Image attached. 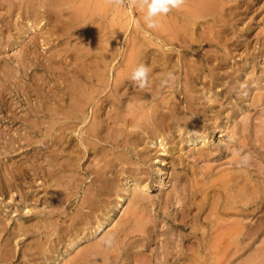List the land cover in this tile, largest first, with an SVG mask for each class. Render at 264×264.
<instances>
[{
  "label": "bare ground",
  "instance_id": "1",
  "mask_svg": "<svg viewBox=\"0 0 264 264\" xmlns=\"http://www.w3.org/2000/svg\"><path fill=\"white\" fill-rule=\"evenodd\" d=\"M14 1L15 0H1V2L8 3V10H14ZM121 1L123 0H24L22 6H19V11L21 12L20 16H22V18H25L24 20L26 29H31L36 25L38 26V23L43 21L41 24L42 29L47 33L49 32L53 34V32H60V36L64 35L69 39L75 37V39H71L74 40L71 45H69V40L66 39L64 41V48L61 47L59 48V50L55 51V53L59 55H62L61 53L63 51L65 54L69 53L70 56L74 58L72 60H75L74 63L72 61L71 62L73 63V65L76 63V66H74L78 68V70L76 69V71L73 70L75 72H72L71 74L66 73L67 75L69 74L67 77L68 79H66L67 82H64L67 88V107L62 108V105L59 111H55L56 114H61L63 121L65 120V118H71L75 119V121L77 120V122L79 120L82 123L88 117L86 109L89 104L92 103V106L90 107L91 117L89 116L91 120L80 130L81 132L86 134V137H81L82 141L84 142H81L83 143V149L80 148L77 152L76 149L71 148L66 154V157H64L63 154L61 155L62 152L60 150L59 154L53 152L49 155L47 153L48 151H46L47 155L43 157L45 158L48 167L46 177L50 179V182L46 185V188L43 191L42 204L44 205L45 209L42 207L41 208L43 211L46 210L48 217L44 216L40 219L41 221L37 222L28 221L29 223L27 224H18L15 235L27 234L30 231V227H35L32 232H35L38 235L42 232L44 233L42 235H39V237H35L34 239L36 241L33 244H26L23 247V254L28 253L29 260L35 261L37 257L44 255V252L53 250V243L56 242L61 243L62 245L64 244V247L61 253L57 252L59 250H56V259L54 261V264H118V259H120L121 257V264H264V167H262L264 164L262 165L260 164L261 161L260 163L258 161L257 166L251 168V163L248 161L242 166H238L237 163L239 159L237 153H239L240 148L244 149L246 148V146H248L247 150H249V147L252 145L254 146L253 149L257 147L256 151L258 152V154H260V158H264V119L260 120V122L254 126L255 129H253L255 131L254 135H256L254 140L260 143L259 146H256L254 143L249 145V143L245 140L247 139L245 134L249 125L247 117L241 121V126L239 128L235 127L234 125L229 127L230 135L233 138L238 137V139L234 141L236 143H231L234 146L233 149L228 148V150H231V156L228 155L226 157L229 158V160H227V162L225 163L220 162V160L219 162H215V160L210 159L213 151L210 149V144L208 142L209 140L208 138H206L207 134L206 132H204L203 128H198L199 130H191L192 125H188V130L186 131L187 137L185 141L188 142V145H194L193 147L189 146V150L195 152L194 158L196 160L203 161L204 163L202 164L200 162V165H196L193 162H184L181 157L183 154H179L182 145L180 144L181 146H178L173 142V144L171 143L170 148L163 149L170 154L169 163H171L172 171H169L170 168L168 169L170 173L168 178L166 179V177H164V170L162 171V168L157 167L158 175L156 182L159 191L157 192L156 198L154 199L151 193H148L147 191L148 181L151 177V171L149 170V162L151 158L150 149L153 148L154 150V147H157L161 144L162 146H164L163 136L166 132H168L165 130L179 128L182 126L185 127L191 120H193V116L191 113L193 111H197L193 110V100L198 91H200L199 93L201 96H203L207 100H210V98L207 96L209 90L204 88V86L202 85L204 79L201 80L200 77V73L203 68L202 61L196 56V54L200 51V48L202 46L205 47V44L212 43L214 38H219L221 36V31L226 30L224 26L230 23L229 21L231 14V12L225 11V9L228 7H226V3L229 0H183L181 6L178 8L169 7L167 12H157L152 17V19L155 21L154 26L152 27H149L146 23V13L148 11V6L152 3V0H143L142 6L141 0H137L139 1L138 3H135V1L133 0L135 4L140 5H136V7H141V9H144L142 10L144 11L143 16H141L142 14L139 13L141 14L140 19L142 20L143 24H138L139 28H133L134 31L131 32L132 35H130L131 39H128L129 37L126 35L128 38L125 37V39H127V41L125 42H127V44L129 42V46L125 52V49L122 51L124 52L123 54L120 52L121 55H119L121 57H119L117 45L121 41L120 39L124 37V33L128 25L130 24V20H134L135 23H137L139 20L137 17L134 18L133 13L131 15L132 10L130 11L128 10V7L123 6L121 4ZM147 2L150 3L148 4ZM261 6L262 4L260 5V7ZM236 7L237 6L235 4V8ZM1 9L2 8H0V10ZM123 15H125V17ZM122 16L125 19H122ZM239 17L240 16H238V18ZM52 18L56 21V23H51V25L50 21H54ZM4 20H2V22ZM88 24L89 26H92L88 29V31L86 30L87 28L85 29L86 31H84L85 26H87ZM235 28L236 27H234V29ZM5 34L7 33L5 32ZM222 35L223 37L225 36L224 33ZM39 36H41V34ZM45 36L47 37V35ZM45 36H41V38ZM231 36L232 35L230 33V37ZM58 37L56 36V39ZM12 38H14V36ZM60 38L63 37L61 36ZM152 38H154V40ZM122 40L124 39L122 38ZM31 44L33 46V42ZM21 45L23 46V43ZM164 45L170 46L167 47V49ZM237 45H239V43ZM163 46L165 48H163ZM171 46L174 47L176 53L169 52L172 49ZM26 50L28 51V49ZM3 51L6 52V49ZM21 51L23 50H20V54H22ZM12 53L11 57H13ZM52 54L48 56L47 53L46 56L48 58H51ZM21 57L22 56H20L19 59ZM117 57L119 58L117 59ZM15 58L17 59V57H14V59ZM61 59L64 60V58ZM24 60H26V58H24ZM51 60L52 59L49 60L50 63L48 66L53 67L52 64L54 63H52ZM17 62H19V60ZM17 62L16 64H18ZM139 64H143L148 68L147 83L144 87L138 86V89L135 90L134 87L137 88L138 83L136 81H133L130 77L133 69ZM116 65L119 67L118 70L117 68H115ZM30 66H32V64H30ZM110 66L117 70L115 71L112 82H109L110 74L108 75V70L111 69L109 68ZM179 66H183L184 68V80L182 81L183 86L181 91V99L178 97L170 102L169 95L168 97L165 96L166 98L161 95V98H159L160 100L158 101L157 97L162 90H167L169 88L172 89V84L174 83L177 75L173 77L174 79L172 78L167 84L163 86L161 85V80L165 78V74L168 72H171L174 75V73L176 72L174 70L179 69ZM35 70L38 71L37 69ZM218 70L219 72H221V69ZM8 71L11 75V70ZM13 71L15 73V70ZM63 75L65 74H62V76ZM63 77H61V79ZM27 79L29 80V78ZM48 80L45 81L48 82ZM56 80H59V78H57ZM63 80L65 81L64 78ZM45 81L42 80L43 83ZM248 81L251 82L250 79ZM49 83L51 82L49 81ZM57 83H60V86L62 82L59 80V82ZM110 83L111 86L109 87V92H107L108 94L106 93L107 95L105 94V96L103 95L101 99L97 98V100L95 101L94 98L100 93L103 94L104 88L108 87ZM26 84H28V82ZM48 85L50 84H47V86ZM130 87H133V89L128 93L126 91L128 98H126L122 103L121 96L125 93V90H128ZM48 88L50 87L48 86ZM13 89L15 90V88ZM51 89L53 90V88ZM38 90H36V92ZM24 91L26 90L24 89ZM235 92L237 91L235 90ZM44 94L48 95L47 93ZM42 96L43 95H41L40 97ZM127 96L125 95V97ZM248 96L251 97L250 95ZM258 98H260V95ZM154 99L156 100L154 101ZM43 100L45 101L46 99ZM43 100H41L43 102V105H46ZM41 101L39 102L41 103ZM63 101L61 99V103ZM181 101L185 102L184 106L186 107V110H183V106L180 105ZM223 102L225 101L223 100ZM105 104H109V106H106ZM54 106L55 105H53V107ZM104 107L108 108V110L106 109V112H102ZM245 107L241 106V108L243 109ZM33 108L35 107L33 106ZM48 109H45L44 111H47ZM23 115L21 117H23ZM14 116H12L11 119H13ZM29 119L30 118H28L26 122H30ZM32 120L34 121V119ZM58 120H60L59 117L57 119L52 118L49 122H47V127L53 130V127H55V124L58 122ZM77 122L72 123L71 126L69 125L71 127V131L75 130L77 125L79 126ZM45 123L46 122H44V124ZM108 123L111 124L108 125ZM223 125L225 126V124ZM216 126L219 127V123H216L215 127ZM226 127L228 126L226 125ZM56 128L58 132L61 133L65 127L63 128V126H58ZM56 128L54 130H56ZM38 133L39 132H37V134ZM238 134H240V136ZM15 136L16 135H14V137ZM63 137H65V134H58V137L55 134L53 136V138H55L53 146L57 143H62ZM34 138L35 136L32 137V139ZM38 138H40V136ZM118 138H122V140L120 142H117ZM77 140L78 139H76V141ZM66 141H68L69 143V140H66L65 138V143ZM101 141H104V143L109 142L110 146L103 147V144V146H101ZM21 142L22 141H20V143ZM205 144L206 148H203ZM231 144H228L227 147H230ZM65 145L63 147H65ZM1 147L0 149H2ZM18 147H20V145H18ZM77 147H81V145L79 144L77 145ZM119 147L122 151H119L120 153L116 152L117 154L113 156L114 148L118 149ZM60 148L62 150V147ZM260 148L262 149L260 150ZM64 152L66 153V151ZM85 152H91L93 154V165L88 166L92 168H87L85 169L86 171L84 170L86 172L83 174L84 178L82 177V175L80 178H78L77 172L79 171L78 167L80 166L79 160L81 159L82 155L86 154ZM36 155L38 158V154H35V156ZM133 156L135 157L133 158ZM113 157L114 159L119 161L121 167L118 168L117 164H115V160L112 161ZM258 157L259 156H257V158ZM159 159L162 162H166V160H164L163 158ZM17 161L18 159L13 166L14 169L12 172V177L13 179L22 180L25 175L24 164L27 163L24 161L25 163L23 164L22 161ZM50 164L51 166L57 165L58 169L60 170L59 174H53L54 168L52 167L53 169H51ZM178 164L182 166L179 168L180 170L177 169V167L179 166ZM126 165H134V167L128 168L126 167ZM34 170L37 171L38 169L36 168ZM5 173H7V171ZM57 174L59 175V178H57ZM254 174L255 176H253ZM90 175V183H88L87 186L85 185L82 196H79L80 200L75 206V210L70 213L68 217V223L62 225L61 223L63 222L59 223L58 220L61 213H66V209L62 211L63 203H65V201L68 199L71 200L68 205V207L70 208V205L73 202L72 198L77 194L80 182H82L87 176ZM64 176H66L65 179L63 178ZM46 177L44 176L45 179ZM7 185L9 184L7 183ZM10 185H12V183ZM27 185L31 186L29 184ZM2 186L4 187V185ZM23 186L25 185L23 184ZM31 188H33V184ZM27 189H30V187H28ZM19 191L20 190L18 189V192ZM18 194H20V192ZM34 198L36 199V197ZM22 201L24 202V200ZM16 204L18 205L17 202ZM25 206H27L28 210L30 211L35 209L34 205L27 204ZM116 211L121 212L119 215L117 213V216L115 215L114 217L112 213ZM253 217L255 218L251 220ZM60 221L62 220L60 219ZM1 229H3L2 226ZM53 235L54 238L51 239ZM5 242L6 241L4 240V242L1 241L0 243V264H8L10 262V253L12 252H9L10 247H8ZM14 245L16 247L17 244ZM29 260H24L21 264H32V261ZM16 262L18 264L17 260Z\"/></svg>",
  "mask_w": 264,
  "mask_h": 264
},
{
  "label": "rangeland",
  "instance_id": "2",
  "mask_svg": "<svg viewBox=\"0 0 264 264\" xmlns=\"http://www.w3.org/2000/svg\"><path fill=\"white\" fill-rule=\"evenodd\" d=\"M135 3H138L139 1L134 0ZM134 1H130V0H123L121 1V4L125 7H128V10H132L131 15L133 13L134 18L137 17L139 20L137 23L134 22V20H130V24L128 25L125 33H124V37H122L124 40H122V38L120 39L121 41L119 42V46L117 45V49H118V56L121 57V53L123 54L127 49H128V44L127 39H131V32L134 31V29L138 27V24H143L142 20L140 19L141 16L144 15V9H141V7H136ZM148 1V0H146ZM230 1V2H229ZM226 3V9L225 11L227 12H231L230 14V23L227 24L226 26H224L226 28L225 31H221V33L225 34V36L223 37V35L221 34V36L219 38H214L212 43L210 44H205V47L202 46L200 48V51L196 54V56L202 61V71L200 73V77L201 80L204 79L203 82V86L205 89L209 90L207 96L210 98V100L205 99L203 96L200 95V91H198L195 95V98L193 100V110H197L196 112H192V119L189 124H187L185 127H179V128H172L169 130H165L168 131L164 134V138H163V145H158L157 147H154L150 149V162H149V170L151 171V177L148 181V193H151V195L154 197V199L157 196V192L159 191L158 187H157V167L162 168V171L164 170V174L166 177V179L169 176V171H172V166L170 162V154L166 151L163 150L164 148H170L171 143L173 144H177L178 146H181V150L179 151V154L182 155V160L184 162H193L196 165H200V162L203 164V161L200 160H196L194 158L195 156V152L190 151L189 150V146L193 147L194 145H188V142H186V137H187V130H188V125H192V129L191 130H197L198 128H203L204 132H206L207 136L206 138H208V142L210 144V149L213 151L210 159L215 160V162H227V160H229V158H226L228 155L231 156V150L229 149H233V145L231 143H233L234 141H236L238 139V137L233 138L230 135V131H229V127H231L232 125H234L235 127H240L241 126V121L243 119H245L247 117V121L249 122L247 131H246V137L247 139L246 142L250 144H255L256 146H259V142H257L255 139V131L253 129H255V125L257 123L260 122V120L264 119V0H229ZM15 8L14 10H8V3L7 2H1L0 0V8H2L0 10V24L4 25H0V147L2 149H0V188H2L4 185V187L2 189H0V229L1 226L3 227V229L0 230V243L1 241L4 242V240L6 241L5 243L8 245L9 248V252L11 257H10V264H17L16 260L18 261V264H21L24 260H29L28 258V253L23 254V247L26 244H33L36 240L34 239L35 237H39V235L44 234L43 232L41 234H37L35 232H32L34 228L30 227V231L27 234H19V235H15L16 231H17V226L18 224H27L29 222H34V221H41L40 219L44 216L48 217V214L46 213V210H42V208H44V205L42 204V200H43V191L46 188V185L50 182V179L47 176V164L45 161V158H43L45 155H48L50 153H58L61 151V155L63 154L64 157H66V154L68 153V151L73 148L76 149V151L78 152L79 149H83V141L81 139V137H86V134H84L83 132H81V128L83 126H85L86 124L89 123V121L91 120V118H89V116L91 117V106L92 103L89 104V106L87 107L86 111H87V118L85 119V121H83L81 123V121L77 120L75 121V119H71V118H65V120L63 121V118L61 117V114H56L57 110L59 111L63 105L62 108H66V102H67V88H66V82L68 79V75L71 74L72 72H75L76 69L78 70V68H76V63L73 65L75 60L72 56H70V54H65L64 51L61 53L62 55H59L57 53H55L56 50H59V48L63 47L64 48V41L66 39L69 40V45H71V43L74 40L71 39H75V37L69 39L67 36L61 35L63 38H60V32L55 33H47L46 31H44L42 29V22L38 23V26L36 25L35 27H32L31 29H26L25 27V18H22L21 12L19 11V6H22L24 0H15ZM133 4H130V3ZM128 5H127V4ZM143 0H141V6H142ZM148 4L150 2H147ZM7 4V5H6ZM235 4H236V8H235ZM257 4V5H256ZM262 4V6L260 7V5ZM259 5V6H258ZM18 6V7H17ZM132 6V7H131ZM140 6V5H138ZM255 6V7H253ZM5 9H4V8ZM131 7V8H130ZM136 9H135V8ZM250 7V9H249ZM263 7V8H262ZM130 8V9H129ZM240 8V9H239ZM254 8V9H253ZM257 8V9H255ZM4 9V11H3ZM229 9V11H228ZM251 10V11H250ZM14 11V12H13ZM18 11V12H17ZM140 11V12H139ZM234 11V12H233ZM3 12V13H2ZM11 12V13H10ZM238 12V13H237ZM141 13V14H139ZM242 13V14H241ZM248 15H247V14ZM255 13V15H254ZM5 17H4V15ZM141 15V16H140ZM236 15V16H235ZM247 15V16H246ZM125 17V15H123ZM122 16V19H125ZM231 16H232V20H231ZM238 16H240L238 18ZM250 16V17H249ZM256 16V17H255ZM259 16V17H258ZM3 17V18H2ZM19 17V18H18ZM2 18V19H1ZM16 18V19H15ZM5 19V20H4ZM13 19V20H12ZM19 19V20H18ZM53 19V18H52ZM143 19V18H142ZM2 20H4L2 22ZM22 20V21H21ZM54 20V19H53ZM236 20V21H235ZM250 20V21H249ZM11 21V22H10ZM145 21V20H144ZM249 21V22H248ZM134 22V23H133ZM252 22V23H251ZM9 23V25H8ZM51 23H56V21L54 20L53 22L50 21ZM232 23V24H231ZM136 24V25H135ZM241 24V25H240ZM261 24V25H260ZM52 25V24H51ZM231 25V26H230ZM239 25V26H238ZM7 26V27H6ZM88 26V27H87ZM85 26L84 31H88V29L92 26H89V24ZM229 27V29H228ZM234 27H236L234 29ZM7 28V29H6ZM46 28V26H45ZM87 28V29H86ZM134 28V29H133ZM240 28V29H239ZM37 29V30H36ZM86 29V30H85ZM131 29V30H130ZM232 29V30H231ZM244 29V30H243ZM149 30V29H148ZM230 30V31H229ZM259 30V31H258ZM10 31V32H9ZM44 31V32H43ZM261 31V33H260ZM5 32L8 34H5ZM37 32V33H36ZM236 32V33H234ZM258 34H256V33ZM11 33V34H10ZM14 33V34H13ZM36 33V34H34ZM128 33V34H127ZM230 33H231V37H230ZM263 33V34H262ZM11 36H10V35ZM41 34V36H45L47 35V37H42L39 36ZM227 34V35H226ZM30 35V36H29ZM32 35V36H31ZM34 35V36H33ZM49 35V36H48ZM128 37H127V36ZM140 35V34H138ZM10 36V37H9ZM14 36V38H12ZM18 36V37H17ZM54 36V37H53ZM56 36L58 37L56 39ZM6 37V38H5ZM234 37V38H233ZM243 37V38H241ZM26 38V39H25ZM34 38V39H32ZM41 38V39H40ZM227 38V39H226ZM250 38V39H249ZM6 39V40H5ZM25 39V40H24ZM52 39V40H51ZM54 39V41H53ZM154 40V38H152ZM234 39V40H233ZM236 39V40H235ZM28 40V41H27ZM30 40V42H29ZM56 40V41H55ZM59 40V41H58ZM216 40V41H215ZM27 41V42H26ZM130 41V40H129ZM232 41V42H231ZM26 42V43H25ZM33 42V46L32 43ZM40 42V43H39ZM125 42V44H124ZM237 42V43H236ZM5 43V44H4ZM23 43V46L21 45ZM51 43V44H50ZM56 43V44H55ZM239 43V45H237ZM3 44V45H2ZM26 44V45H25ZM28 44V45H27ZM54 44V45H53ZM122 44V46H121ZM127 44V45H126ZM213 44V45H212ZM6 45V46H5ZM20 45V46H19ZM30 45V48H29ZM48 45V46H47ZM124 45V46H123ZM212 45V46H211ZM243 45V47H242ZM18 46V47H17ZM37 48H36V47ZM121 46V47H120ZM167 47H169L170 45H164ZM163 46V48H165ZM209 46V47H208ZM232 46V47H231ZM236 46V47H235ZM11 47V48H10ZM20 47V49H19ZM25 47V48H24ZM27 47V48H26ZM40 47V48H39ZM213 47V48H212ZM228 47V49H227ZM250 47V48H248ZM4 48V49H3ZM51 48V49H50ZM171 51H169L170 53H176L174 47L171 46ZM208 48V50H207ZM239 48V49H238ZM6 49V52L3 51ZM28 49V51L26 50ZM54 49V50H53ZM125 49V50H124ZM168 49V48H167ZM235 49V50H234ZM241 49V50H240ZM246 49V50H245ZM13 50V51H12ZM20 50L22 54H20ZM34 50V51H33ZM39 50V51H38ZM51 50V51H49ZM124 50V52H122ZM175 52H174V51ZM229 50V51H228ZM237 50V51H236ZM240 50V51H239ZM3 51V52H2ZM15 51V53H14ZM28 53H27V52ZM206 51V52H205ZM209 51V52H208ZM218 53H217V52ZM227 51V52H226ZM232 51V53H231ZM10 52V53H9ZM14 54H13V53ZM19 54H17V53ZM33 52V54H32ZM53 54H52V53ZM121 52V53H120ZM201 52V53H200ZM205 52V53H204ZM241 54H240V53ZM11 53L13 55V57H11ZM43 53V54H40ZM48 53V56L50 54H52L51 58H48L46 55ZM210 53V54H208ZM229 53V54H228ZM10 54V55H9ZM17 54V56H16ZM57 54V55H56ZM120 54V55H119ZM206 54V55H205ZM15 55V56H14ZM44 55V56H43ZM64 55V56H63ZM204 55V56H203ZM208 55V56H207ZM238 55V56H237ZM8 56V57H7ZM22 56L20 59L19 57ZM44 58H43V57ZM210 56V57H209ZM217 56V57H216ZM219 56V57H218ZM261 56V57H260ZM14 57H17V59ZM35 57V60H34ZM117 57V59L119 58ZM204 57V58H202ZM223 57V58H222ZM240 57V58H239ZM24 58H26V60H24ZM29 58V59H27ZM55 58V59H54ZM58 58V60H57ZM61 58H64L61 59ZM211 60H210V59ZM217 58V60H216ZM38 59V60H36ZM44 59V60H42ZM50 59H52V66H48L50 63ZM215 59V60H214ZM220 59V60H219ZM225 59V60H224ZM240 59V60H239ZM13 60V61H12ZM16 60V61H15ZM19 60V62H17ZM56 62H55V61ZM10 61V63H9ZM12 61V62H11ZM24 61V62H22ZM30 61V62H29ZM32 61V62H31ZM44 61V62H43ZM54 61V62H53ZM58 61V62H57ZM62 61V62H61ZM65 61V63H64ZM73 63H72V62ZM227 61V63H226ZM16 62L18 64H16ZM29 62V63H28ZM39 64H37V63ZM60 62V63H59ZM71 62V63H70ZM235 62V63H234ZM242 62V63H241ZM4 63V64H3ZM15 63V64H14ZM21 63V65H20ZM25 63V64H23ZM27 63V64H26ZM35 63V64H34ZM47 63V64H46ZM58 63V64H57ZM68 63V64H67ZM244 63V64H243ZM12 67H11V65ZM14 64V65H13ZM30 64H32V66H30ZM34 64V65H33ZM66 64V65H65ZM72 64V65H71ZM213 64V66H212ZM221 64V65H220ZM235 64V66H234ZM3 65V66H2ZM9 65V66H8ZM61 65V66H60ZM70 65V66H69ZM250 65V67H249ZM15 66V67H14ZM24 66V67H23ZM62 68H60V67ZM73 66V68H72ZM216 66V67H214ZM230 66V67H229ZM29 69H28V68ZM52 67V69H51ZM208 69H207V68ZM248 67V68H247ZM9 68V69H8ZM11 68V69H10ZM15 70L14 71L12 70ZM27 68V69H23ZM40 68V69H39ZM65 70H64V69ZM70 68V69H69ZM75 68V69H74ZM111 68L110 70H108V75L110 76L109 78V82H112L113 77L115 75V71L118 70V66L116 65L115 68H117V70H115V68H112L111 66L109 67ZM237 68V69H236ZM11 70V75L9 73L8 70ZM35 69H37L38 71H36ZM42 69V70H41ZM46 69V70H45ZM61 69V70H60ZM218 69H221L219 72ZM244 69V70H243ZM252 69V70H251ZM17 70V72H16ZM22 70V71H21ZM27 70V71H26ZM45 70V71H44ZM52 70V71H51ZM72 70V71H70ZM75 70V71H73ZM178 70V73H177ZM211 70V71H210ZM19 71V74H18ZM24 71V72H23ZM51 71V72H49ZM64 71V72H63ZM66 71V72H65ZM113 71V72H112ZM174 71H176L173 75V77L175 75H177L176 79L174 80V83L172 84L173 87L172 89L169 88L167 90H162L159 94V96L157 97L158 101L160 100L159 98H161V95L164 96V98L168 97L169 95V99L170 102H172L173 100H175L176 98H180L182 96V86H183V75H184V68L183 66H179V69H175ZM205 71V72H204ZM242 71V72H241ZM250 71V72H249ZM31 72V73H30ZM216 72V73H215ZM228 72V73H226ZM248 72V74H247ZM252 72V74H251ZM16 75H13V74ZM37 73V74H36ZM54 73V74H53ZM66 73H69L68 75ZM182 73V74H181ZM211 73V74H210ZM25 74V75H24ZM32 74V75H31ZM61 74V75H60ZM62 74H65L62 76ZM227 74V75H226ZM40 75V76H39ZM57 75V76H56ZM179 75V76H178ZM244 77H243V76ZM7 76V77H6ZM21 76V77H18ZM36 76V77H34ZM48 76V77H47ZM239 76V77H238ZM241 76V77H240ZM11 77V78H10ZM24 77V78H23ZM46 77V79H45ZM59 78V80L62 82L61 85L59 86L60 83L59 80H56L57 78ZM61 77H63L65 79V81L63 80V78L61 79ZM238 77V78H237ZM19 78V79H18ZM23 78V79H22ZM29 78V80L27 79ZM44 78V79H43ZM52 78V79H51ZM55 80H54V79ZM236 78V79H235ZM36 79V80H35ZM49 79V80H48ZM174 79V78H173ZM228 79V80H227ZM251 80L248 81V80ZM25 82H24V81ZM43 81H47L48 82H42ZM52 80V81H51ZM200 80V81H201ZM224 80V81H223ZM230 80V81H229ZM235 80V81H234ZM241 80V81H240ZM3 83H2V82ZM10 81V82H9ZM49 81L52 83H49ZM54 81V83H53ZM18 84H17V83ZM20 82V83H19ZM24 82V84H23ZM28 82V84H26ZM32 82V83H31ZM36 82V83H35ZM56 82V83H55ZM65 82V83H64ZM262 82V83H261ZM22 83V84H21ZM40 83V84H39ZM242 83V84H241ZM247 83V84H245ZM13 84V85H12ZM38 84V85H37ZM43 84V85H42ZM47 84L50 88H48ZM57 84V85H55ZM65 84V85H64ZM243 86H241V85ZM263 84V85H262ZM20 85V86H19ZM24 87H23V86ZM29 85V86H28ZM36 85V86H35ZM55 85V86H53ZM175 85V86H174ZM239 85V86H238ZM256 85V86H255ZM4 86V87H3ZM16 86V87H15ZM38 86V87H37ZM47 86V87H45ZM52 86V87H51ZM62 86V88H61ZM111 86L108 85V87H105L103 90V94L100 93L98 94L94 100L96 101L97 98L101 99V97H103V95L105 96V94L107 92H109V87ZM219 86V87H218ZM249 86V87H248ZM9 87V88H8ZM18 87V88H17ZM23 87V88H22ZM29 87V88H28ZM42 87V88H41ZM64 87V89H63ZM13 88H15V91ZM20 88V89H19ZM28 88V89H27ZM36 88V89H35ZM51 88H53V91ZM107 88V89H106ZM240 88V89H239ZM262 88V91H261ZM24 89L26 91H24ZM30 89V90H29ZM39 89V90H38ZM133 89V87H130L128 90H125V93L121 96L122 97V103L123 101L128 98L127 93L130 92ZM135 90L138 89V85L137 88L134 87ZM227 89V90H226ZM244 91H243V90ZM253 89V90H252ZM35 90V91H34ZM36 90H38L36 92ZM41 90V91H40ZM45 90V91H44ZM47 90V91H46ZM50 90V91H49ZM235 90L237 92H235ZM256 90V91H255ZM258 90V91H257ZM4 91V92H3ZM13 94H12V92ZM20 91V92H19ZM106 91V92H105ZM172 91V92H171ZM228 91V92H227ZM240 91V92H239ZM11 92V93H10ZM43 92V93H40ZM53 92V93H52ZM61 92V93H60ZM166 92V93H165ZM178 92V93H177ZM254 92V93H253ZM261 92V93H259ZM25 93V94H24ZM38 93V94H37ZM47 93L48 95L44 94ZM51 93V95H50ZM58 93V94H57ZM224 93V94H223ZM252 93V94H251ZM263 93V94H262ZM4 96H3V95ZM7 94V95H6ZM15 94V95H14ZM28 94V95H27ZM36 94V95H35ZM43 95L42 97H40L41 95ZM108 94V93H107ZM106 94V95H107ZM164 94V95H163ZM177 94V95H176ZM180 94V95H179ZM260 95V98L259 95ZM46 95V96H45ZM56 95V96H55ZM125 95L127 97H125ZM248 95H250L251 97H249ZM6 96V97H5ZM38 96V97H37ZM48 96V97H47ZM51 98H50V97ZM166 96V97H165ZM5 97V98H4ZM29 97V98H28ZM53 97V98H52ZM231 97V98H230ZM26 98V99H25ZM33 98V99H32ZM42 98V99H41ZM216 98V99H215ZM25 99V100H24ZM29 99V101H28ZM37 99V100H36ZM43 99H48L46 101H44ZM61 99H62V103H61ZM231 99V100H230ZM43 100L44 103H46V105H43V102L41 101ZM156 99H154L155 101ZM212 100V102H211ZM223 100L225 102H223ZM245 100V101H244ZM261 100V101H260ZM7 101V102H6ZM10 101V102H8ZM38 101V103H37ZM41 101V103L39 102ZM94 101V102H95ZM153 101V102H154ZM48 102V103H47ZM56 102V103H55ZM58 102V103H57ZM222 102V103H221ZM13 103V104H12ZM17 103V104H16ZM55 103V104H54ZM7 104V105H6ZM12 104V105H10ZM20 104V105H19ZM28 104V105H27ZM60 106H59V105ZM125 104V103H124ZM185 102L181 101L180 105L183 106V110H186V107L184 106ZM210 104V105H208ZM232 104V105H231ZM254 104V105H253ZM15 105V106H13ZM53 105H55L53 107ZM106 106H109V104H105ZM219 105V106H218ZM257 105V106H256ZM12 106V107H11ZM20 106V107H19ZM33 106L36 108H33ZM59 106V107H57ZM123 106V105H122ZM241 106L245 107L244 109L241 108ZM263 106V107H262ZM15 109H14V108ZM18 107V109H17ZM228 107V108H227ZM12 108V109H11ZM49 108V109H48ZM58 108V109H56ZM89 108V109H88ZM45 109H48L47 111H44ZM106 109L108 110V108L104 107L102 112H106ZM224 109V110H223ZM251 109V110H248ZM259 109V110H258ZM9 110V111H8ZM22 110V111H21ZM28 110V111H27ZM50 110V111H49ZM105 110V111H104ZM246 110V112H245ZM14 113H13V112ZM35 111V112H34ZM56 111V112H55ZM251 111V112H249ZM7 112V113H6ZM11 112V113H9ZM48 112V113H47ZM209 112V113H208ZM242 112V113H241ZM248 112V113H247ZM262 112V113H259ZM55 113V115H54ZM246 113V114H245ZM250 113V114H249ZM21 114V115H20ZM24 114V115H23ZM28 116H27V115ZM30 114V115H29ZM194 114V115H193ZM226 114V115H225ZM239 114V115H238ZM15 115V116H14ZM17 115V116H16ZM23 115V117H21ZM48 115V116H47ZM57 115V116H56ZM247 115V116H246ZM253 115V116H252ZM262 115V116H261ZM13 117V119H11V117ZM41 119H40V117ZM81 116V115H80ZM229 116V117H228ZM261 118H259V117ZM32 117V118H31ZM38 117V118H37ZM44 117V118H42ZM60 118V120H58V122L55 124V127H53L52 129H49L48 123L52 118L57 119ZM212 117V118H211ZM253 117V118H252ZM2 118V119H1ZM5 118V119H4ZM10 120H9V119ZM20 118V119H19ZM25 122H24V120ZM30 118V122H26L27 119ZM46 118V119H45ZM50 118V119H48ZM62 118V119H61ZM222 118V119H221ZM22 119V120H21ZM32 119H34V122ZM40 120V121H39ZM68 120V121H67ZM77 122L79 124V126L77 125L76 129L71 131V125L72 121ZM228 120V121H227ZM231 120V121H230ZM255 120V121H254ZM33 121V123H32ZM38 121V122H37ZM43 121V122H42ZM63 121V122H61ZM71 121V122H70ZM221 121V122H220ZM233 121V122H232ZM9 122V123H8ZM40 122V123H39ZM44 122L46 123L44 124ZM61 122V123H60ZM66 122V123H65ZM80 122V123H79ZM109 122V121H108ZM225 122V123H223ZM232 122V123H230ZM18 123V124H17ZM38 126H36L35 124ZM69 123V124H68ZM84 123V124H83ZM219 123V127H215V124ZM234 123V124H233ZM8 124V125H7ZM42 124V125H41ZM62 124V125H61ZM111 123H108V125ZM225 124V126L223 125ZM252 124V126H251ZM7 125V126H6ZM11 125V126H10ZM27 127H26V126ZM61 125V126H60ZM70 125V126H69ZM226 125L228 127H226ZM4 126V129H3ZM15 126V127H14ZM36 126V127H35ZM41 126V127H40ZM44 126V127H43ZM62 127L64 128V130L59 133L56 127ZM68 127V128H67ZM37 128V129H35ZM56 128V130H54ZM78 128V129H77ZM209 128V129H208ZM14 129V130H13ZM20 129V130H19ZM49 129V130H48ZM69 129V130H68ZM10 130V131H8ZM15 134H14V132ZM34 130V131H33ZM39 130V131H38ZM42 130V131H41ZM45 130V132H44ZM51 130V131H50ZM179 130V132H178ZM181 130V131H180ZM190 130V129H189ZM199 130V129H198ZM70 131V132H69ZM9 132V133H8ZM12 132V133H10ZM34 132V133H33ZM37 132H39L37 134ZM47 132V133H46ZM50 132V133H49ZM77 132V133H76ZM4 133V134H3ZM18 133V134H17ZM41 133V134H40ZM44 133V134H43ZM52 133V134H51ZM56 134V136L58 137V134L63 135L65 134V137H63L62 139V143H57L53 146L54 144V139L53 136ZM69 133V134H68ZM179 133V134H178ZM181 133V134H180ZM11 134V135H10ZM32 134V135H31ZM47 134V135H45ZM80 136H78V135ZM3 135V136H2ZM10 135V136H8ZM13 135V136H12ZM14 135H16L14 137ZM24 135V136H23ZM31 135V136H30ZM43 135V136H41ZM240 136V134H238ZM6 136V137H4ZM18 136V137H17ZM34 139H32V137H34ZM40 136V138H38ZM3 137V138H2ZM17 137V138H16ZM28 137V138H26ZM78 137V138H77ZM180 137V138H179ZM220 137V138H219ZM228 137V138H227ZM22 138V139H21ZM30 138V139H29ZM45 138V139H44ZM65 138L66 140V144L65 143ZM217 138V139H216ZM10 139V140H9ZM19 139V140H18ZM30 141H29V140ZM39 139V140H38ZM47 139V140H46ZM50 141H49V140ZM76 139H78L76 141ZM220 139V140H219ZM223 139V140H222ZM228 139V140H225ZM252 139V140H251ZM4 140V141H3ZM36 140V141H34ZM122 140V138H118L117 142H120ZM215 140V142H214ZM254 140V141H253ZM9 141V142H8ZM20 141H22L20 143ZM33 141V142H32ZM74 141V142H73ZM79 141V143H78ZM50 142V143H49ZM73 144H72V143ZM83 142V143H81ZM102 142V141H101ZM170 144H169V143ZM11 143V144H10ZM18 143V144H17ZM23 143V144H22ZM28 143V144H27ZM66 145H65V144ZM109 142H105L104 141L101 144V146L103 147H109L110 143L107 144ZM236 143V142H234ZM233 143V144H234ZM5 144V145H4ZM17 144V145H16ZM22 144V145H21ZM49 144V145H48ZM59 144V145H58ZM65 147H63L64 145ZM81 145V147H77V145ZM103 144V145H102ZM181 144V145H180ZM212 144V145H211ZM228 144H231L230 147H227ZM13 145V146H12ZM18 145H20V147H18ZM29 145V146H28ZM36 145V146H35ZM61 145V146H60ZM7 148H6V147ZM23 146V148H22ZM10 147V148H9ZM32 147V148H31ZM62 147V150L61 148ZM247 147L244 149L240 148L239 151V155H244L247 154L248 159L247 161L251 163V168L257 166V162L261 161L260 164H264V158H260V154H258V152L256 151L255 147L253 149V145L249 147V150H247ZM5 148V149H4ZM19 148V149H18ZM40 148V149H39ZM44 148V149H43ZM68 148V150H67ZM157 148V150H156ZM185 148V149H184ZM203 148H206V144L203 146ZM7 149V150H6ZM12 149V151H11ZM18 149V150H17ZM22 149V150H21ZM38 149V150H37ZM262 148H260L261 150ZM15 150V151H14ZM17 150V151H16ZM33 150V151H32ZM38 152H36V151ZM42 152H41V151ZM60 150V151H59ZM163 150V151H162ZM188 152H186V151ZM15 153H14V152ZM45 151V152H44ZM46 151H48L46 153ZM66 151V153L64 152ZM122 151L121 148L119 147L118 149L114 148V152H113V156H115L118 152ZM10 152V153H9ZM24 152V153H22ZM34 152V153H33ZM40 152V153H39ZM112 152V151H111ZM156 152V153H155ZM165 154H164V153ZM167 152V153H166ZM192 152V153H191ZM5 153V154H4ZM45 153V154H43ZM86 154L81 156V159L79 160V164L80 166L78 167V172H77V177L80 178L81 175L83 177V174L86 173L85 169L87 168H92V167H88V166H92L93 165V154L91 152H85ZM228 153V154H227ZM14 154V155H13ZM19 154V155H18ZM23 154V155H22ZM35 154H38V158L37 155L35 156ZM226 154V155H225ZM258 154V155H257ZM5 157H4V156ZM22 155V156H21ZM28 155V156H27ZM187 155V157H186ZM222 157H221V156ZM256 155V156H254ZM8 156V157H7ZM20 156V157H19ZM40 156V157H39ZM225 156V158H224ZM257 156H259L257 158ZM16 157V159H15ZM61 157V158H64ZM135 156H133L134 158ZM157 157V158H156ZM22 158V159H20ZM42 160H41V159ZM60 158V159H61ZM159 158H163L165 161H160ZM190 158V159H189ZM222 158V159H221ZM15 159V160H14ZM18 159V161H22L23 164L26 162L27 164L25 165L24 168V178L22 180H18V179H13L12 177V172L14 169V163L16 162V160ZM20 159V160H19ZM29 159V160H28ZM87 159V160H86ZM189 159V160H188ZM225 159V160H224ZM10 160V161H9ZM35 160V161H34ZM115 160V164H117L118 168L121 167L119 164V161L114 159H112V161ZM158 160V161H157ZM222 160V161H221ZM9 161V163H8ZM12 161V163H11ZM14 161V162H13ZM17 161V162H18ZM25 161V162H24ZM29 161V162H28ZM33 161V162H31ZM41 161V162H40ZM46 164H44L43 163ZM3 162V163H2ZM6 164H5V163ZM39 162V164H38ZM161 164H160V163ZM169 164H168V163ZM196 162V163H195ZM198 162V163H197ZM32 163V164H31ZM37 163V165H36ZM42 165H41V164ZM86 163V164H85ZM89 163V164H88ZM10 164V165H9ZM31 164V166H30ZM159 164V165H158ZM201 164V165H202ZM5 165V166H3ZM33 165V166H32ZM35 165V166H34ZM41 165V166H40ZM170 165V166H169ZM179 166L177 167V169H179L180 167H182L180 164H178ZM13 168H12V167ZM27 166V167H26ZM40 166V167H39ZM51 166V164H50ZM49 166V167H50ZM57 167V165H55ZM54 165H52L50 168L53 169L54 173H58L60 172V170L58 169V167L56 168ZM7 169H6V168ZM32 167V168H31ZM34 167V168H33ZM53 167V168H52ZM116 167V165H115ZM126 167L131 168L134 167V165H126ZM167 169H166V168ZM264 167V165L262 166ZM38 169L37 171L34 169ZM40 168V169H39ZM42 168V169H41ZM84 168V169H83ZM170 168V169H169ZM6 169V170H5ZM56 169V170H55ZM169 169V171H168ZM184 169V168H183ZM5 170V171H4ZM85 170V171H84ZM180 170V169H179ZM7 171V173H5ZM9 171V172H8ZM30 171V172H29ZM41 171V172H40ZM45 171V172H42ZM9 174V175H6ZM29 174V175H28ZM57 174V175H58ZM31 175V176H30ZM11 176V177H10ZM35 176V177H34ZM44 176L46 177V179L44 178ZM67 176V175H66ZM66 176H64L63 178L65 179ZM255 176V174L253 175ZM7 177V178H5ZM62 177V176H61ZM30 178V179H29ZM34 180H33V179ZM57 178H59V175L57 176ZM84 178V177H83ZM82 178V179H83ZM89 178V179H88ZM90 176H87L82 182H80V186L79 189L77 191V196L74 195L73 196V202L70 205V208L68 207L69 203L71 200H66L65 203H63L62 206V211L65 210L66 213H61L60 214V218L58 220V222H63L61 223L63 224H67L68 223V217L70 215V213H72L75 210V206L77 205V203L80 200V197L82 196L83 190L85 188V185L87 186L88 183H90ZM258 178V177H257ZM6 179V180H5ZM29 179V180H28ZM36 179V180H35ZM259 179V178H258ZM14 180V181H13ZM16 181V182H15ZM27 181V182H25ZM22 182V183H21ZM24 182V183H23ZM31 182V183H30ZM41 182V183H40ZM7 183L10 185L12 183V185H7ZM17 183V184H16ZM21 185H20V184ZM31 185L28 186L27 184ZM37 183V184H36ZM45 183V184H43ZM23 184L25 186H23ZM33 184V188L32 187ZM6 185V186H5ZM16 187H15V186ZM19 185V186H18ZM30 187V189H27L28 187ZM44 185V186H43ZM13 188H12V187ZM23 186V187H21ZM155 186V187H154ZM10 187V189H9ZM44 187V188H43ZM17 188V189H15ZM25 190H23V189ZM151 188V189H150ZM8 189V191H7ZM18 189L20 190V194H18ZM6 190V191H5ZM17 192H16V191ZM40 190V191H39ZM5 191V192H4ZM28 191V193H27ZM31 191V192H29ZM34 191V192H33ZM151 191V192H150ZM3 192V193H2ZM11 192V193H10ZM14 192V193H13ZM26 192V193H25ZM24 193V194H23ZM39 194V196H38ZM79 194V195H78ZM26 195V198H25ZM28 196V197H27ZM80 196V197H79ZM11 197V198H10ZM36 197V199L34 198ZM77 197V198H76ZM14 198V199H13ZM12 199V200H11ZM24 200V202L22 201ZM34 200V201H33ZM16 202L18 203V205L16 204ZM21 202V203H20ZM32 203V204H31ZM20 204V205H19ZM23 204V206H22ZM34 205L35 209L30 211L28 210V207L25 205ZM39 207H38V205ZM66 204V205H65ZM21 206V207H20ZM27 208H25V207ZM17 207V208H16ZM42 207V208H41ZM8 208V209H7ZM13 209V210H12ZM23 209V210H22ZM45 209V208H44ZM42 210V211H40ZM21 211V212H20ZM68 211V212H67ZM17 212V214H16ZM121 212V211H120ZM120 212L116 211L113 212V216L115 217V215L117 216L120 214ZM33 213V214H32ZM3 214V215H2ZM6 214V215H5ZM67 217H66V216ZM11 218H10V217ZM20 217V218H19ZM28 217V218H27ZM7 218V219H6ZM17 220V221H15ZM255 217H253L251 220H253ZM5 219V221H4ZM23 219V220H22ZM32 219V220H31ZM39 219V220H38ZM60 219L62 221H60ZM8 221V222H7ZM21 221V222H20ZM29 221V222H28ZM7 223V224H6ZM12 224V226H11ZM12 228V229H11ZM3 231V232H2ZM35 235V236H34ZM54 238V235L52 236L51 239ZM14 241V242H13ZM31 241V242H30ZM10 242V244H9ZM14 244H17L16 247ZM54 252L53 250L49 251V252H44V255H41L43 257H37L35 259V261L33 260H29L32 261V264H54L55 261V257H56V250H59L57 252L61 253L64 247V244L62 245L61 243H56L54 242ZM11 249V250H10ZM13 249V251H12ZM22 249V252H21ZM16 254H15V253ZM50 253V254H48ZM15 254V255H14ZM16 256V257H14ZM47 256V257H46ZM52 259H51V258ZM48 258V260H47ZM39 262H38V261ZM48 262H47V261ZM37 261V262H36ZM42 261V262H41ZM8 263V264H9ZM122 263V257L120 259H118V264Z\"/></svg>",
  "mask_w": 264,
  "mask_h": 264
},
{
  "label": "clouds",
  "instance_id": "3",
  "mask_svg": "<svg viewBox=\"0 0 264 264\" xmlns=\"http://www.w3.org/2000/svg\"><path fill=\"white\" fill-rule=\"evenodd\" d=\"M183 0H152V3L148 6V11L146 13V23L149 27L154 26L155 21L152 19V17L157 12H167L169 7H180ZM147 75H148V68L143 65L139 64L137 65L131 74V79L133 81H136L138 83L139 87H144L147 83ZM173 78V74L171 72H168L165 74V78L161 80V85L167 84L171 79ZM239 159L237 161L238 166H242L247 162L248 156L247 154L239 155Z\"/></svg>",
  "mask_w": 264,
  "mask_h": 264
}]
</instances>
